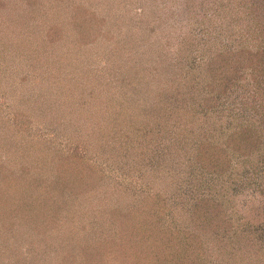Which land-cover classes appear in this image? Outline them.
Returning <instances> with one entry per match:
<instances>
[{"label": "rangeland", "instance_id": "374dc122", "mask_svg": "<svg viewBox=\"0 0 264 264\" xmlns=\"http://www.w3.org/2000/svg\"><path fill=\"white\" fill-rule=\"evenodd\" d=\"M67 1L0 0V264H154L145 257L153 245L129 242L136 211L125 210L126 204L141 199L138 190L151 181V191L157 188L167 197L174 188H166L159 176L149 177L150 163L140 146L132 144L121 161L111 158L110 147L104 149L99 139L109 121L127 131L137 124L130 99L140 94L143 82L119 77L132 64L133 51H126L129 45L111 21L125 19L137 28L142 22L138 30L145 33L146 26L153 27L148 40L168 51L182 39L201 36L236 4ZM241 14L235 15L241 17L238 24L247 21ZM242 37L248 36L231 37L235 48H248ZM118 84L126 94H115ZM159 106L150 111H161ZM67 152L83 156L91 169L72 189L55 184L56 160ZM118 212L127 215L119 221ZM214 256L200 264H216Z\"/></svg>", "mask_w": 264, "mask_h": 264}, {"label": "trees", "instance_id": "16d2710c", "mask_svg": "<svg viewBox=\"0 0 264 264\" xmlns=\"http://www.w3.org/2000/svg\"><path fill=\"white\" fill-rule=\"evenodd\" d=\"M73 1L78 5L67 2ZM234 4L201 36L182 39L168 51L148 40L153 27L145 33L138 30L142 22L137 28L111 17L114 32L129 45L126 51H133L132 64L119 77L143 82L130 99L137 124L127 131L106 119L110 127L99 139L121 161L132 144L140 146L150 163L148 176L174 188L169 199L157 188L152 192L151 181L138 190L141 199L126 204L125 210L136 211L129 242L153 245L145 257L154 264H200L212 254L216 264H264V0ZM239 11L248 24H238ZM243 34L248 48H235L231 37ZM120 88L117 96L127 93ZM157 104L162 110L150 111ZM85 162L80 154L59 157L55 184L76 188L91 173ZM114 215L120 221L127 214Z\"/></svg>", "mask_w": 264, "mask_h": 264}]
</instances>
